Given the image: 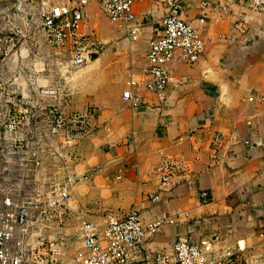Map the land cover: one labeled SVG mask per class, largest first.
Returning <instances> with one entry per match:
<instances>
[{"label": "crops", "instance_id": "1", "mask_svg": "<svg viewBox=\"0 0 264 264\" xmlns=\"http://www.w3.org/2000/svg\"><path fill=\"white\" fill-rule=\"evenodd\" d=\"M47 7L41 0H0V39L11 34L19 41L0 65V76L11 84L18 77L12 87L29 107L59 106L69 115L97 111L87 133L73 138L68 130L53 136L40 118L18 136L26 151L16 160L39 150L42 179L90 177L73 189L66 226L46 232L51 240L66 241L65 259L83 248V221L103 230L110 215L122 219L136 211L145 223L183 215L133 251L136 262L173 256L181 239L219 237L216 250L230 248L235 264H264V3L257 9L253 0H182L179 16L199 31L206 49L196 64L176 58L168 65L173 82L164 98L148 90L146 70L151 44L161 38L170 12L167 0L135 4V41L130 25L112 23L92 3L85 31L103 49L77 72H67L69 53L58 57L48 45L41 16ZM47 90L59 91V99L46 97ZM129 91L140 99L138 106L124 99ZM217 135L223 141L214 149ZM171 161L186 172L164 188L157 171ZM157 195L162 201L154 203ZM73 236L78 245L70 243Z\"/></svg>", "mask_w": 264, "mask_h": 264}, {"label": "built area", "instance_id": "2", "mask_svg": "<svg viewBox=\"0 0 264 264\" xmlns=\"http://www.w3.org/2000/svg\"><path fill=\"white\" fill-rule=\"evenodd\" d=\"M144 0H75L73 5H55L52 0H41L47 7L42 13V30L49 47L59 57L69 53L67 72L77 71L95 60L103 49V43L85 31L86 9L98 3L102 13L115 24L131 26V37L139 38L140 28L135 24L134 6ZM169 14L163 20V32L159 40L151 44L149 67L146 74L152 78L148 90L159 94L173 82L168 65L176 58L183 63L196 64L205 53L206 43L201 34L191 24L179 16L182 0H167ZM257 9L263 0H253ZM17 36L6 34L0 39V65L14 53L19 41ZM55 65L63 64L55 60ZM13 84L0 76V117H4L5 139L0 140V159L7 166H17L21 177L9 174L11 185L4 190L0 204V264H235L234 253L230 248L217 251L220 238L214 237L201 243L181 239L174 245V255L159 253L140 262L133 259L132 252L149 239H153L167 224L174 225L183 218L178 215L160 216L145 223L138 212L133 211L125 218L115 215L107 218L103 230L88 221H83L80 231L83 248L77 251L73 260L65 255L66 241L51 240L46 236L48 230L66 226L67 205L77 184L90 177L78 178L66 175L58 178H41L43 160L39 150L29 151L28 160L17 161L26 146L18 138L19 133L33 120L43 119L55 137L68 130L70 137L76 133H87L91 118L96 117L95 109L86 113L67 114L59 106L48 109L29 107L22 101ZM135 84V83H133ZM45 96L59 99L57 90L45 91ZM124 99L138 106L140 99L126 92ZM164 100V99H162ZM12 140L7 142V140ZM213 148L217 149L223 141L222 136H214ZM9 172V168L6 170ZM162 177V187L171 186L173 179L186 172L184 165L177 161L163 164L157 171ZM33 181H41L34 185ZM13 185V186H12ZM161 196L152 198L154 203L161 202ZM189 217V214L184 215ZM219 254V259L214 258Z\"/></svg>", "mask_w": 264, "mask_h": 264}, {"label": "rangeland", "instance_id": "3", "mask_svg": "<svg viewBox=\"0 0 264 264\" xmlns=\"http://www.w3.org/2000/svg\"><path fill=\"white\" fill-rule=\"evenodd\" d=\"M72 72H77V71H72ZM46 123H47V121H46ZM11 141H12L11 139L7 140V142H11ZM8 168H9V172H6V170ZM12 172L18 174L21 177L20 169L17 166H7L2 161V159H0V204H1L3 197H4V190L11 185L12 180H10L11 177H9V174ZM70 239H71L70 243L72 242L73 244H76V245H78L80 243L79 238L77 236L70 237ZM66 247H68V246H66Z\"/></svg>", "mask_w": 264, "mask_h": 264}]
</instances>
